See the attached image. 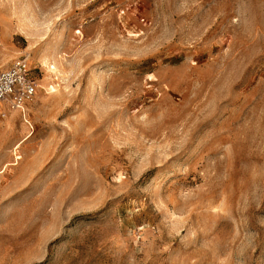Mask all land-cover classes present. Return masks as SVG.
I'll return each instance as SVG.
<instances>
[{"label":"rangeland","instance_id":"rangeland-1","mask_svg":"<svg viewBox=\"0 0 264 264\" xmlns=\"http://www.w3.org/2000/svg\"><path fill=\"white\" fill-rule=\"evenodd\" d=\"M0 264H264V0H0Z\"/></svg>","mask_w":264,"mask_h":264},{"label":"built area","instance_id":"built-area-1","mask_svg":"<svg viewBox=\"0 0 264 264\" xmlns=\"http://www.w3.org/2000/svg\"><path fill=\"white\" fill-rule=\"evenodd\" d=\"M39 87L26 58H19L0 70V104L6 105L8 110L27 111L35 101Z\"/></svg>","mask_w":264,"mask_h":264}]
</instances>
